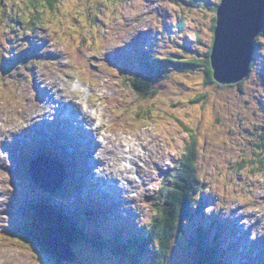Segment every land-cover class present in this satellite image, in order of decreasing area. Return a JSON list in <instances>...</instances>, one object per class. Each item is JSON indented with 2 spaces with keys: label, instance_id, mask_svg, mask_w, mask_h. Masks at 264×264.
Masks as SVG:
<instances>
[{
  "label": "rangeland",
  "instance_id": "1",
  "mask_svg": "<svg viewBox=\"0 0 264 264\" xmlns=\"http://www.w3.org/2000/svg\"><path fill=\"white\" fill-rule=\"evenodd\" d=\"M29 2L0 1V130H9L13 136L25 133L29 138L24 127L35 126L42 109L48 107L45 111L51 117L54 104L59 102L60 109L63 101L81 98L83 104H89L92 120L87 119L86 125L96 129V140L101 143L99 133L106 146H112L106 148L108 151L126 150L114 163L125 166L122 160L131 158V166L139 163L144 175L141 178L127 165L132 170L127 169L126 174L131 172L138 184H132L129 175L118 178L119 185L125 182L127 186L121 197L110 190L108 182L106 186L101 180L98 188L95 178L88 181L90 168L85 154L90 149H72L75 134L62 132L63 143H69L76 156L75 174L84 186L71 192L64 183L56 192L47 193L28 174L27 147L46 140L53 142L51 146L63 143L55 134L39 132L23 143L16 142L8 153V171L0 168V189L10 195L0 204V233L23 220L21 207L45 194L49 202L60 204L79 223L91 220L92 228L106 236L113 234V225L119 230L125 227L129 231L125 238L137 233L145 244L160 204L159 184L170 183L175 162L189 141L184 125L196 139L198 182L194 197L203 207L192 219L182 221L170 240L164 264H198L193 242L196 233L206 235L207 244L219 234L217 248L221 253L227 250L222 264H264V164L258 169L264 151L256 143L264 129V37L256 40L253 65L241 83H207L204 66L193 62L203 60L212 44V27L216 25L212 9L219 0H57L53 10L38 8L42 18L35 27L26 22ZM11 15L22 22L12 20ZM80 41L91 48L86 47V56L78 51ZM144 50L152 56L169 55L177 63L171 66L166 61L164 77L152 79V98L137 103L128 76L142 72L138 56ZM84 66L88 68L82 71ZM72 81L83 96L72 88L70 96L54 100L57 91L70 87ZM42 94L46 97L40 99ZM113 96L119 100L110 102ZM77 107L80 109L75 112L82 114L81 104ZM30 155L34 153L30 151ZM34 164L55 171L51 162L38 160ZM105 189L111 196L98 200V193ZM130 191L131 196L127 195ZM123 221L124 226L120 224ZM84 228H89L87 223ZM75 242V259L60 264H155L150 251L111 255L97 248L95 253L84 242ZM147 247L155 248L149 242ZM0 264L55 263L23 240L1 236Z\"/></svg>",
  "mask_w": 264,
  "mask_h": 264
},
{
  "label": "trees",
  "instance_id": "2",
  "mask_svg": "<svg viewBox=\"0 0 264 264\" xmlns=\"http://www.w3.org/2000/svg\"><path fill=\"white\" fill-rule=\"evenodd\" d=\"M56 1L57 0H42V2H39L38 0H30L26 6V8L30 9L28 12L29 15L26 19V22H28L29 26L32 25L35 27L41 20L42 12L40 9L38 10V8L46 6V8L53 10L54 6L56 5ZM219 2H221V0H219ZM219 2L214 5L212 11H217ZM1 4L2 3H0V5ZM11 19L17 22H22V19L15 15H11ZM213 21L215 23L216 17ZM214 28L215 25L213 24L212 30ZM262 37H264V29L254 40L255 48L253 49V52L256 49V40ZM80 42L81 44L78 48V51L82 50L81 52L84 56L87 52V45H85V41ZM143 52L144 53L142 56H138V61L141 65L142 72L140 74L128 76V85H131L133 92L137 94V98L135 99L137 103L152 98V79H162L164 77V65L166 64V61L171 63V66H176L177 63V60L172 59L169 55L152 56L148 50H144ZM207 52L208 53L205 54V58L203 60L198 61L195 59L193 63L198 66H204V72L207 79L206 82L213 83L216 80L213 77V70L210 63V50ZM146 55H150L151 59H147ZM78 59H81L80 54ZM252 65L253 60L250 63L249 70H251ZM241 82L242 80L238 83ZM183 128L189 135V141L186 143L183 152L178 159L179 161L175 162L177 165L174 169L170 183L167 185L164 184V181H162L159 184L158 190H160L161 193L158 194V198L160 204L157 208L155 220H153L151 225L148 227V233L145 242L146 245L141 241L143 236L138 238L137 233L131 234L130 237L125 238L126 233L129 231H127L124 227H122V232H120L117 226H113L112 228L114 229L111 236H105L98 230L84 228V224L86 223L84 220L79 219L81 220L79 223L75 217H71L70 213L63 211L57 204H51L47 198L44 197V195H38L35 200L31 201V203H27V205L23 206L22 209L23 213L25 214L24 221L19 222L18 225L12 228V230L4 229L2 234L18 237L20 240L33 245L41 255H44L47 259H50L55 264H60L64 261L57 257L53 251L49 249L44 241V236L52 231L59 232L60 235H62V237H64V239L70 243V245L76 243L75 241L80 244L81 241L86 245L91 244L97 249L100 248L104 252H111L113 254L119 253L129 255L130 251H136L138 253L150 251L151 257L155 264H164L170 246V240L173 236H175V233L177 234L178 229L181 227L182 221L192 219L195 215V212L202 211L201 208L203 207L199 200H196L195 203L194 197L195 188L198 182L195 135L190 128L184 125ZM256 143L258 144L257 146H259V149L264 151V129L260 131V137ZM250 153L251 152L249 150L248 155ZM263 161L264 160L262 158L258 159V169L263 167ZM250 162H253V159H251ZM72 183L73 182L70 184ZM49 208L53 209L50 210ZM55 209L62 210L64 215H57V211ZM71 221L73 222L71 223ZM87 223L89 225V222ZM218 235L219 234L217 233L214 234V242H208V244L205 243L206 235L203 236L199 233L194 235L193 242L196 245V261L198 264H222V260L225 258L224 256L227 254V250L221 253L219 248H217L215 240L217 239ZM124 238L125 240H123ZM148 242L149 246L153 247L154 245L155 248L149 249V247H147Z\"/></svg>",
  "mask_w": 264,
  "mask_h": 264
},
{
  "label": "bare ground",
  "instance_id": "3",
  "mask_svg": "<svg viewBox=\"0 0 264 264\" xmlns=\"http://www.w3.org/2000/svg\"><path fill=\"white\" fill-rule=\"evenodd\" d=\"M48 56L49 57L50 56H54V54H49ZM78 57H79V54H78ZM249 71L250 70L248 69V73H249ZM217 82H219V81H217ZM69 86L71 88L70 87H67V88H65L63 90L60 88L59 91H57L58 92V97L57 98L54 99V95L51 92H50V96L54 100H58V99L64 100L65 98H67L68 96H70V94L73 92L71 90L72 88H73L74 92L76 91L78 94H81V95H79V97L83 96L82 95V89L81 88H78L79 86L76 85L73 81L69 84ZM106 86H108V85H106ZM77 90H79V91H77ZM44 92H45V90H44ZM44 96L45 95L42 94L40 96V99H42ZM43 100H45V99H43ZM81 100L82 99L80 98V100L78 101L77 99H75V97L72 100H65L62 103H60L61 104L60 105V109L57 108L59 102L56 103V104H54L53 109L51 110L52 111L51 112V117H47L48 114L46 113L47 111H45V110H47L48 107L42 109V112H40V113H42V116H39L40 114H38V116L35 118L37 125L35 124V126H33V125L30 124L29 126H27L28 125L27 124L24 127V129L26 130V132H28V134H29V138L26 136L25 133L23 135H18V136L15 135V136H13V135H11V133H10L9 130H0V168H3V170L8 171V168L7 167H8V164L10 162V159L8 157V153L10 151H12V146L16 142L20 141L21 138H23V142H25V141L29 140L31 137H33V135H35V134L37 135V133H39V132L41 134H43V135H45V134L49 135L50 133H52V134H55L56 138L60 142L61 136H62V132L63 133L67 132L69 134L72 133V134H75V138H76V141H75L76 143L73 146H72V143H71L72 149L79 148L80 150H84V148H85V151L90 149L89 153L88 154L87 153L85 154L86 160L88 161L87 166H88V168H90V175L88 174L89 175L88 181L92 177L95 178L96 184H100L98 186V188H100V189H101V180L103 181V184H105V185L108 182V183H110V186L113 187V188L111 187V189L110 188L109 189L112 190V191H114V193L117 196L120 195V197H121V195H123V193L126 192V190L123 191V189L127 188V186L125 185V182H122V185H119V183H117L116 180L118 178H120L122 175H125V176L129 175V174H126V172H127V169H129L128 171L132 170L131 167H134V169L137 171V173L139 174V176L141 178H143V175H144L143 174V171L142 172L140 171L139 165H138L139 163L136 164V162H135V164H132V166H131V164L129 162V161H131V158L129 159V161L122 160V163L121 164H123L125 166H122V165H119V164H115L114 163L115 157L117 155H121L123 152H126V150L125 151H119L118 149L114 150V149H111L110 148L111 151H108L109 150L108 147H112V146H108L107 147L105 140L102 138L101 134H99V133H98V137L97 138H99L101 140L102 145H101V143L98 142L99 140L98 141L96 140L95 135H94V131L96 129H93L92 127H89V126L86 125V120L91 118V114L88 113V111H89L88 110L89 104H86V103L83 104V101H81ZM105 100H106V98H105ZM79 104H81L82 108L84 109V110L83 109L81 110V113L82 114H80L78 112H75V111H77V110L80 109V108L77 109L78 108L77 106H79ZM93 116H94V114H93ZM91 120H92V118H91ZM98 124L99 123H97L96 121L93 123V125L95 126V128H97ZM49 127H50V129H49ZM29 130H30V132H29ZM47 135H45V136H47ZM76 136H78V137H76ZM77 142L82 143V144H80L82 147H80V145ZM52 144H53V142H51L49 140L44 141V143L39 142V144H37V145L30 143L28 149L29 150H38V152L41 153L40 148L42 147L41 145H43V147H46L45 149L48 150L47 151L48 152V155L50 157L57 158V161L58 162H60L59 157H57V155L59 156V153L60 154L63 153V155L67 157V159L69 161V164L68 165H71V164H73L75 162V158H73L72 156H69V153H68L69 151L67 149H63L64 148L63 146L65 144H68L67 142H64L63 144H60V145H56L55 144L56 147H59V148H57L58 151H55V152H58V153H55V154H53V152H51V150L49 148V146L52 145ZM109 159H110V161H109ZM48 162L49 161L46 160V163H48ZM131 163H132V161H131ZM53 164L56 165V167L58 166L57 162H53ZM127 165H130L131 167L126 168ZM70 168L72 169V171H71L72 174L75 175V172L78 170L77 165H75L73 167L70 166ZM145 170H146V168H145ZM124 172H125V174H124ZM129 173H130L129 176L132 177V178H130L131 183L132 184H134V183H137L138 184V182H136L134 180L133 174H131V172H129ZM4 176H2L1 179H3ZM9 189L11 190L12 187H9ZM110 190L107 191L105 189L104 192L103 191H100V193H98V195H99V199L98 200H101L102 198L111 196L110 193H112V192L109 193ZM131 192L132 191H130V193L127 194V195H130L131 196L132 195ZM136 192H137V190H136ZM9 196H10L9 195V191L4 192L2 189H0V204L2 202H5L6 200H4V199H8ZM135 196L137 197V193H135ZM12 198L13 197H10V199H12ZM93 198H94V196H93ZM94 200H97V199H94ZM100 203H101V201H100ZM49 209L51 210L53 208H49ZM238 228H241V225H238ZM120 231H122V228L121 227H120ZM52 232H57V231H52ZM49 233H51V232H49ZM257 240H258V238H257Z\"/></svg>",
  "mask_w": 264,
  "mask_h": 264
},
{
  "label": "water",
  "instance_id": "4",
  "mask_svg": "<svg viewBox=\"0 0 264 264\" xmlns=\"http://www.w3.org/2000/svg\"><path fill=\"white\" fill-rule=\"evenodd\" d=\"M263 28L264 0H221L216 11L214 39L210 52L213 77L217 81L223 84L235 83L248 75L254 39ZM40 160L46 163L48 159L40 157ZM58 166L55 165L54 171L52 167L41 169L31 162L29 173L38 185L54 192L61 186L65 177L63 168ZM44 241L60 259H74L68 243L58 232L47 233Z\"/></svg>",
  "mask_w": 264,
  "mask_h": 264
},
{
  "label": "clouds",
  "instance_id": "5",
  "mask_svg": "<svg viewBox=\"0 0 264 264\" xmlns=\"http://www.w3.org/2000/svg\"><path fill=\"white\" fill-rule=\"evenodd\" d=\"M220 4V3H219ZM215 17H216V12H215ZM215 23H216V21H215ZM264 29V28H263ZM262 29V30H263ZM213 39H214V36H213ZM255 40V39H254ZM212 43H213V41H212ZM212 47V44H211V46L209 47V49L208 50H210V52H211V48ZM254 49V48H253ZM208 53V52H207ZM252 53H253V51H252ZM253 56V55H252ZM67 243H68V241H66ZM70 246V245H69ZM70 248V247H69ZM71 250V249H70ZM63 260V259H62ZM73 261V260H72Z\"/></svg>",
  "mask_w": 264,
  "mask_h": 264
}]
</instances>
